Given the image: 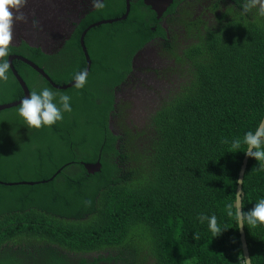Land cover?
Listing matches in <instances>:
<instances>
[{"label":"trees","instance_id":"trees-1","mask_svg":"<svg viewBox=\"0 0 264 264\" xmlns=\"http://www.w3.org/2000/svg\"><path fill=\"white\" fill-rule=\"evenodd\" d=\"M244 2L237 0L232 19L202 36L185 61L178 58L187 86L138 133L121 120L118 136L108 128L112 88L149 39L138 35L146 23L132 21L133 6L126 21L89 31L93 56L83 88L59 91L22 63L28 75L15 67L30 93L47 87L68 95L72 118L29 129L17 108L0 113V264H239L238 223L227 206L235 201L243 137L264 116V18L256 9L242 14ZM29 49L11 51H30L42 67L47 56ZM47 59L44 70L58 87L86 67L81 55L59 64ZM10 77L0 82V103L21 97ZM123 111L119 106L118 115ZM96 162L100 171L89 174L83 165ZM262 164L248 159L244 212L264 199ZM201 215H215L221 234L213 237ZM244 232L251 264H264V227L245 222Z\"/></svg>","mask_w":264,"mask_h":264},{"label":"flooded vegetation","instance_id":"flooded-vegetation-1","mask_svg":"<svg viewBox=\"0 0 264 264\" xmlns=\"http://www.w3.org/2000/svg\"><path fill=\"white\" fill-rule=\"evenodd\" d=\"M236 1L172 0L170 3H166L169 4L168 6L163 7V5H149L146 0H100L104 7L96 9L93 7L92 0H27L26 6L22 9L27 16V22L14 23V32L18 36L10 46V54L6 58L10 64L8 72L11 73V77L15 79L17 86L20 88L21 97L15 102L4 103L2 101L0 108L21 102L30 95L26 82L21 78L15 67L20 68L28 75L27 70L24 67L21 68L20 64L22 63L49 83L42 74H39L30 66L34 65L53 84L44 70L48 57H54L57 64L60 60L77 58L79 55L85 61L84 49L92 65L93 49H91V46L94 42L85 40L89 31L95 27L126 21L133 6L135 18L132 21L136 23L142 17L146 23L145 29L139 32L138 35L147 34L149 39H146L133 54L127 75L112 88L114 111L111 116H108V128L113 136H118L120 129L117 123L118 120H121L120 124L126 125L133 133H138V131L144 130L146 125H149L150 118L155 115L163 103H166L175 93L181 91L184 85L187 86L188 83L186 84L185 79L182 77L184 76V73H182L184 68L179 73L178 66L180 64L177 65L176 62L179 59L185 61V53L194 44L198 43L200 38L209 30L222 28L223 24L225 25L232 19L234 12H237ZM238 1L240 3L244 2V0ZM31 5H35L36 9L31 11ZM43 5L45 6L42 9ZM122 7L125 10L120 17L110 20L98 19L107 13L114 15L119 13ZM127 7L129 12L123 19ZM54 8L57 13L50 14L49 10ZM95 19L98 20L85 27V20L93 21ZM33 20L37 21L36 27H33ZM80 31L81 34L77 38ZM72 40L75 41V45L78 46L79 50L72 45ZM23 45L29 47V50H38L42 55L47 56L44 60L45 64L42 67L37 66L29 57L30 51L20 52L21 55L14 52V50L11 51L14 48L20 49ZM84 71H86V67ZM8 72L6 74L9 79ZM17 77L25 85L27 95L24 94L25 92ZM74 81L72 80L70 83ZM0 82L4 81L0 80ZM50 86L53 87L51 84ZM119 106L124 109V113L121 115H118ZM18 107L19 105L11 109ZM8 110L10 109H1L0 113ZM65 116H68L66 112L63 113V117ZM68 118L72 117L68 116Z\"/></svg>","mask_w":264,"mask_h":264},{"label":"clouds","instance_id":"clouds-1","mask_svg":"<svg viewBox=\"0 0 264 264\" xmlns=\"http://www.w3.org/2000/svg\"><path fill=\"white\" fill-rule=\"evenodd\" d=\"M27 0H0V80L7 81V72L10 69V64L6 59L10 54V46L13 43V28L15 22H27V16L22 11L26 6ZM93 7L101 9L104 4L100 0H92ZM253 9L259 17L264 18V0H245L242 5V14H247ZM37 26V21L33 20V27ZM88 73L86 71L78 72L74 75L75 87L81 89L87 81ZM56 96H59L60 103H54ZM70 97L66 94L54 92L52 89L44 87L40 90L31 91L27 98H24L17 113L24 121L25 126L29 129H39L41 127H50L63 120V113L71 112ZM228 143L227 140L222 141ZM243 144L246 146L245 155L256 159L259 162H264V122L254 131H248L243 137ZM232 149H240L241 140L235 139L231 143ZM264 167V164L261 165ZM236 199L233 204H229L228 215L233 216L235 209V218L239 227L247 225L251 227H264V199L257 202L254 207L248 211H242L243 205L241 202V193L235 194ZM90 204V201L88 202ZM201 223L205 219L208 220V226L216 237L221 234L222 229L217 224V217L212 215L207 217L201 215L199 217ZM194 239H199L198 234H194ZM239 264H251V257L245 258L243 255L239 257Z\"/></svg>","mask_w":264,"mask_h":264},{"label":"water","instance_id":"water-1","mask_svg":"<svg viewBox=\"0 0 264 264\" xmlns=\"http://www.w3.org/2000/svg\"><path fill=\"white\" fill-rule=\"evenodd\" d=\"M171 1L172 0H146V2L149 3V5L150 4L151 5H154V6L163 5V7L168 6L169 4H166V3H170ZM44 6L45 5H43L42 9L44 8ZM30 9H31V11L34 10V9H36V6L35 5H31L30 6ZM49 12H50V14H53V13H57V10L54 8V9H50ZM128 12H129V8L127 7L126 8V13H125V16L123 17V19L127 16ZM109 23H112V22H109ZM13 36H14L13 42H15L16 41V37L18 35L14 32V28H13ZM83 52H84V57H85V61H86V72L88 73L89 72V67L91 65V62H90V59H89L87 53L84 51V49H83ZM30 66L36 72H38L39 74H42L43 77H44V79L46 81H48L55 89L65 90V89H68V88H70V87H72V86L75 85V81H74L73 83H70V84H68L66 86H62V87L55 86L54 84L51 83V81L49 80V78L46 75H44V73L41 70H39L34 65H30ZM17 79H18L19 84H21V87L23 88V91L25 92L24 94L27 95L28 93H27V90L25 88V85L21 82V80H20L19 77H17ZM20 103L21 102H17V103H14V104H10V105L3 106L2 108H0V111H1V109L2 110L11 109L13 107L18 106ZM261 122H264V116H263ZM249 157L250 156L245 155L244 158H243V160H242V165H241V168H240V171H239V174H238V179H237V187H236V193L237 194L240 192L241 195H242L243 176H244V172H245V169H246V166H247V162H248ZM83 166H84V169L89 174H95V173L99 172L100 171V168H101L99 162H96L93 165L86 164V165H83ZM235 199H236V196H235ZM240 199H241V202H242V197H240ZM238 229H239V239H240V243H241L242 254H243V256L245 258H249L250 255H249V251H248V248H247V242H246V237H245V232H244V226L243 227H239V225H238Z\"/></svg>","mask_w":264,"mask_h":264},{"label":"rangeland","instance_id":"rangeland-1","mask_svg":"<svg viewBox=\"0 0 264 264\" xmlns=\"http://www.w3.org/2000/svg\"><path fill=\"white\" fill-rule=\"evenodd\" d=\"M1 101H3L5 103L7 101V99L6 98H2Z\"/></svg>","mask_w":264,"mask_h":264}]
</instances>
